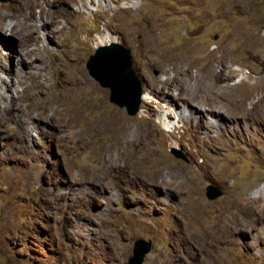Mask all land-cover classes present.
Here are the masks:
<instances>
[{
    "label": "rangeland",
    "instance_id": "374dc122",
    "mask_svg": "<svg viewBox=\"0 0 264 264\" xmlns=\"http://www.w3.org/2000/svg\"><path fill=\"white\" fill-rule=\"evenodd\" d=\"M0 14V264H129L138 239L142 264H264V0ZM112 42L142 80L135 116L86 67Z\"/></svg>",
    "mask_w": 264,
    "mask_h": 264
},
{
    "label": "water",
    "instance_id": "95a60500",
    "mask_svg": "<svg viewBox=\"0 0 264 264\" xmlns=\"http://www.w3.org/2000/svg\"><path fill=\"white\" fill-rule=\"evenodd\" d=\"M86 67L90 76L101 87L109 89L111 103L125 108L129 116H135L139 112L143 94L142 80L133 67L130 49L115 42L101 45L89 56ZM172 152L179 157L175 149ZM221 194V190L212 184L206 187L205 196L208 200H215ZM150 245V241L136 240L129 264H142Z\"/></svg>",
    "mask_w": 264,
    "mask_h": 264
},
{
    "label": "bare ground",
    "instance_id": "6f19581e",
    "mask_svg": "<svg viewBox=\"0 0 264 264\" xmlns=\"http://www.w3.org/2000/svg\"><path fill=\"white\" fill-rule=\"evenodd\" d=\"M49 17L50 18H53V14L52 13H49ZM4 21H6V19H5V17L3 16V15H1L0 14V23L1 22H4ZM48 23H53V20H49L48 21ZM34 25V24H33ZM46 25V24H45ZM34 27H36L35 25H34ZM0 33L2 32H5V31H2L3 30V28H2V26L0 25ZM36 29L38 30V28L36 27ZM25 31V29H14V27H12V29H11V33L12 34H21V33H23ZM6 33V32H5ZM36 34V33H35ZM34 34V35H35ZM30 36V35H29ZM28 37V36H27ZM37 37L38 36H35V37H33V36H31V37H28L29 38V40H31V39H34V40H36L37 39ZM246 40V42H247V46H248V48L250 49V51H254V50H256L257 51V49H255V44H256V42L257 43H262L263 41H261V37L260 36H258V33L257 32H255V31H253L252 32V34L250 35V38L248 37V39L246 38L245 39ZM103 42H105V40H103ZM259 50V49H258ZM255 51V52H256ZM239 99H241V100H246L247 99V95L245 94V93H241L240 94V96L238 97V100ZM203 114V113H202ZM135 140L134 139H132V140H130V142H134Z\"/></svg>",
    "mask_w": 264,
    "mask_h": 264
}]
</instances>
